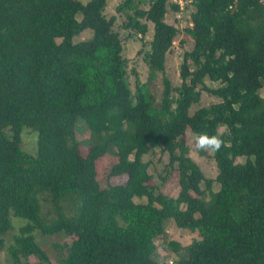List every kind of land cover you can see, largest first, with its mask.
<instances>
[{"label":"trees","instance_id":"obj_1","mask_svg":"<svg viewBox=\"0 0 264 264\" xmlns=\"http://www.w3.org/2000/svg\"><path fill=\"white\" fill-rule=\"evenodd\" d=\"M190 3L181 83L164 76L158 90L181 34L166 20L180 10L171 0H122L111 16L108 0H0V236L12 217L26 220L7 247L12 264H52L35 232L75 236L77 264H264V0ZM78 14L93 34L74 43ZM119 20L129 38L144 40L153 26L148 80L134 70L133 88ZM203 93L219 102L200 106ZM80 122L91 137L86 154ZM25 127L38 133L36 156L21 147ZM188 130L224 141L213 152L220 188L210 200L214 180L179 142ZM157 146L179 172L177 197L150 183L143 157ZM107 155L117 157L110 177L122 183L102 189L98 164ZM130 211L139 213V235L119 223ZM169 222L198 235L185 246L170 241L171 262L158 259L155 243Z\"/></svg>","mask_w":264,"mask_h":264},{"label":"rangeland","instance_id":"obj_2","mask_svg":"<svg viewBox=\"0 0 264 264\" xmlns=\"http://www.w3.org/2000/svg\"><path fill=\"white\" fill-rule=\"evenodd\" d=\"M84 3H87L89 0H80ZM122 0H108L106 7L107 16L115 14V7ZM173 3H176L180 6V10L177 12L170 11L167 14L166 20L168 23L174 24L181 30V34L174 42V50L170 55L168 66L165 74H161L159 79L156 82V86L161 89L162 80L164 76H167L174 86H178L181 83L179 66L182 60V49L180 47V40L183 38L186 40L187 45L185 49L191 48V42L187 40V36L184 34V28L188 24L191 25V22H188V19L191 17V12H194V7L190 3V0H171ZM78 24L74 27H71L69 30V37L74 43L81 41L89 40L92 37L93 32L82 22V14L76 16ZM118 31L120 37L124 42V57L129 61V81L131 87H134V76L133 71L136 70L139 74V78L142 82H147L148 80V68L145 63V54L150 50V42L153 37V26L150 24V31L144 40L140 39L139 35L132 34V37L129 38V32L121 28V20L118 21ZM209 85L216 87L218 83H209ZM261 94L264 97V89L261 90ZM219 102L218 99L203 93L200 106H207L211 103ZM199 105H193L190 109V112L193 113ZM84 123L80 122L78 124L77 139L81 144L82 154H86L90 148L91 137L89 133L85 131ZM220 132H224L225 128L220 127ZM128 140H133L132 135L128 134ZM157 143L162 142V137L156 135ZM179 142H185L190 148V156L195 160L200 167L203 169L207 178L213 179L212 189L207 193V199L210 200L213 195L219 190L220 185L215 181L218 174V169L213 158V152H204V154L197 153L194 150L195 137L193 133L188 130L184 136L179 138ZM22 149L33 156H36L38 153V133L37 131L25 127L22 131ZM144 161L148 163V173L151 175L150 183L154 185L158 191H161L169 197H177L180 192L179 185V172L176 166L169 165V157L166 153L162 152L161 147L157 146L154 150L145 154L143 157ZM245 159H238L237 162H244ZM117 162V157L115 155H107L104 158H101L98 164V181L102 189L108 188L111 185H116L122 183L121 180H114L110 177V172L114 164ZM205 185H202L204 188ZM13 201L21 204H26L25 198L12 197ZM137 202H142L144 199H136ZM43 214L48 219L54 216L53 209L51 204L46 201V196H44L43 202ZM69 221L76 224V220L73 217V212L68 211ZM13 229L7 234L0 236V239H3L4 243L0 244V262L2 264H12L11 258L7 253V247L12 242L14 235L19 233V228L26 224V220L22 218L12 217ZM121 226H127L131 228L136 235H139L142 232V227L139 224V213L137 211H130L127 219L119 220ZM198 235L195 233H190L185 230L178 229L173 222H169L167 226V232L158 237L155 240L158 259L171 262L174 259H177L175 253L171 252L168 243L170 241L180 242L182 245H188L192 242L193 239L197 238ZM35 238L43 248L46 250L50 261L52 264H77L82 258H79L75 252V236L56 234L52 236H43L39 232H35ZM57 246L62 247V249H57ZM32 262L37 261L35 258L30 259Z\"/></svg>","mask_w":264,"mask_h":264},{"label":"clouds","instance_id":"obj_3","mask_svg":"<svg viewBox=\"0 0 264 264\" xmlns=\"http://www.w3.org/2000/svg\"><path fill=\"white\" fill-rule=\"evenodd\" d=\"M194 150L200 152H219L223 145V139L218 135H209L207 133H194Z\"/></svg>","mask_w":264,"mask_h":264}]
</instances>
